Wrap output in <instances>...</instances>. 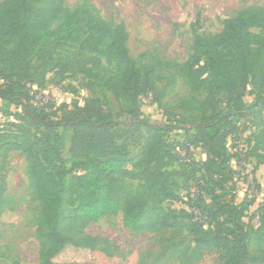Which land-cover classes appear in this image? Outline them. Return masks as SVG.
I'll list each match as a JSON object with an SVG mask.
<instances>
[{
    "label": "trees",
    "instance_id": "obj_1",
    "mask_svg": "<svg viewBox=\"0 0 264 264\" xmlns=\"http://www.w3.org/2000/svg\"><path fill=\"white\" fill-rule=\"evenodd\" d=\"M128 40L124 23L99 17L89 6L71 8L64 0H42L40 5L34 0L0 1V100L23 109L16 115L21 123L13 124L16 130L0 127V172L11 152L25 158L33 198L41 205L36 231L40 264H66L53 258L70 244L97 248L101 238L84 230L121 208L124 226L132 232L162 228L190 235L193 247L183 253L187 264L212 251L216 264H264V204L257 209L255 227L244 220L247 201L231 202L218 192L238 174L229 139L240 140L252 130L257 141L264 139V7L240 8L224 20L219 33L196 35L186 61L172 63L189 88L184 102L191 129L181 142L169 141L166 135L173 128L151 123L138 107V99L156 90L155 71L144 70L131 57ZM100 54L113 65L108 90L129 105L117 118L95 98L84 105L78 99L63 103L54 117L32 107L35 89L45 85L47 72L56 67L62 77L90 75L101 66L96 58ZM70 90L77 93L75 87ZM248 95L254 97L253 105H248ZM234 119L244 122L239 132L231 127ZM60 128L73 131L70 164L63 155ZM140 138L142 150L130 157L123 142L131 139L135 145ZM175 144L184 147L188 160L176 153ZM192 148L204 150V158L193 159ZM131 163L135 171L126 168ZM125 179L141 187H129ZM204 179L213 184L210 201L198 193L189 195L191 211L162 205L180 199V180L201 185ZM5 190L0 175V215L14 209ZM66 196L73 197L68 213L62 211Z\"/></svg>",
    "mask_w": 264,
    "mask_h": 264
},
{
    "label": "rangeland",
    "instance_id": "obj_2",
    "mask_svg": "<svg viewBox=\"0 0 264 264\" xmlns=\"http://www.w3.org/2000/svg\"><path fill=\"white\" fill-rule=\"evenodd\" d=\"M2 1V0H0ZM71 8L89 6L93 12L107 20L122 22L129 32L128 49L132 58L144 69H154L156 90L153 95L138 99L143 116L156 125H165L173 129L167 132L169 141H183L191 126L185 122L188 112L185 100L189 98V88L181 76L176 74L172 63H183L191 54V46L196 35H213L221 31L223 22L233 17L242 7L259 5L264 7V0H64ZM40 5L42 0H34ZM96 58L101 66L93 67L90 75L56 74L59 68L46 73V83L36 87L31 105L44 108L51 117L55 109L63 103L71 104L78 99L82 105L88 99H99L100 107L111 113L114 118L129 108L123 99L116 98L106 86V80L113 71L105 57ZM90 64L89 67H91ZM3 79H0V84ZM75 87L74 95L70 90ZM248 105L254 104L252 95L246 96ZM22 105H13L0 100V127L16 130L20 126L18 114H22ZM123 115L119 119H125ZM243 120L234 119L232 126L236 131L243 129ZM63 137V155L69 164L70 145L73 138L71 128L59 129ZM252 131H245L240 140L229 139L230 152L234 156V166L239 174L224 187L218 189L231 202L247 201L250 206L244 220L258 226L257 209L264 204V139L256 140ZM121 134V133H118ZM125 138V137H124ZM122 143L121 139L117 140ZM178 143V142H177ZM130 157L139 153L144 145L143 138L133 145L131 139L123 142ZM176 145V144H175ZM255 147V148H254ZM254 150H253V149ZM253 151H252V150ZM184 147L177 144L176 153L184 152ZM179 151V152H178ZM193 159H202L204 150L192 148ZM184 163L179 160V164ZM179 164L174 167L179 168ZM127 169L135 171L131 163ZM6 180L5 193L14 202V209L0 215V264H40V243L37 238V219L41 216V205L33 198L25 158L18 152H11L5 162V170L0 172ZM203 181V180H202ZM197 185L196 181H179L180 199L165 200L162 205L176 209L191 206L189 195L193 191L202 194L210 201L209 190L213 186L207 179ZM125 184L140 188L141 183L125 179ZM207 187L209 189H207ZM235 187V188H234ZM205 188V189H204ZM233 188L236 189L235 192ZM73 197L63 199L62 211L68 213ZM124 209L117 215L101 218L88 226L84 232L101 238L95 249L78 248L68 245L53 261L66 264H187L184 251L193 247L191 236L185 231L159 229L155 232H132L124 226ZM107 242H104V241ZM179 245V247H177ZM250 249L257 250L254 237ZM114 252L110 256L108 253ZM217 253L203 252L202 256L191 264H216Z\"/></svg>",
    "mask_w": 264,
    "mask_h": 264
},
{
    "label": "built area",
    "instance_id": "obj_3",
    "mask_svg": "<svg viewBox=\"0 0 264 264\" xmlns=\"http://www.w3.org/2000/svg\"><path fill=\"white\" fill-rule=\"evenodd\" d=\"M183 158H184V160H188L189 158L187 157V152L184 150V152H181V153H179ZM233 167H234V169L236 170V167L234 166V160H233ZM238 172V171H237ZM238 174H239V172H238ZM195 194H198V192L197 191H193L191 194H190V197L191 198H193L194 196H195Z\"/></svg>",
    "mask_w": 264,
    "mask_h": 264
},
{
    "label": "crops",
    "instance_id": "obj_4",
    "mask_svg": "<svg viewBox=\"0 0 264 264\" xmlns=\"http://www.w3.org/2000/svg\"><path fill=\"white\" fill-rule=\"evenodd\" d=\"M204 157H202V159H203Z\"/></svg>",
    "mask_w": 264,
    "mask_h": 264
}]
</instances>
